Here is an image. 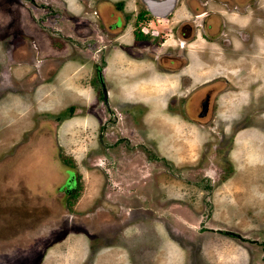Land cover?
Returning a JSON list of instances; mask_svg holds the SVG:
<instances>
[{
    "label": "rangeland",
    "instance_id": "1",
    "mask_svg": "<svg viewBox=\"0 0 264 264\" xmlns=\"http://www.w3.org/2000/svg\"><path fill=\"white\" fill-rule=\"evenodd\" d=\"M95 1L0 0V205L19 211L20 235L2 245L0 264H264L262 25L255 45H231V79L244 67L251 100L243 87L223 93L199 123L178 104L177 75L123 50L141 0H103L123 21L105 106ZM182 2L168 19L139 18L151 43L177 44L165 31L152 39L149 23L167 30Z\"/></svg>",
    "mask_w": 264,
    "mask_h": 264
},
{
    "label": "flooded vegetation",
    "instance_id": "2",
    "mask_svg": "<svg viewBox=\"0 0 264 264\" xmlns=\"http://www.w3.org/2000/svg\"><path fill=\"white\" fill-rule=\"evenodd\" d=\"M141 1L145 6L142 9H137L133 18L137 26L135 24L132 31L130 41L132 50L130 44L124 45L123 50L137 62L146 58L155 72L160 73L158 75H177L175 79L179 86L173 93L180 95L177 96L179 98L178 104L182 109L186 112L188 108L195 110L194 120L199 123L207 121L209 118L212 120L213 112L218 110L219 99L223 93L231 97L232 91H241L240 89L243 87L246 90L245 94L251 100L255 92L251 80L242 79L243 77L247 78V72H241L244 67H240L237 71L236 80L238 83L231 79V45L234 43L233 38L235 37L245 45L256 44L252 31L256 30L259 24L262 25L260 30L264 31V23H261L262 14H260L261 2L259 5L261 0H183L181 16L175 21L171 20L172 24H166L167 30L162 27H155L151 24L152 22L149 23L150 28H153L154 36L152 39L163 36L162 33L159 34L160 31L175 34L177 44L171 42L165 44L166 46L163 45L166 43L165 38L157 39L159 44L156 43V40L151 43L150 33H147L148 29L145 30L144 26H140L139 18L148 20L154 18L168 19L172 17L173 11L176 9L177 0L174 8L164 16L153 13L148 9L146 3ZM94 6V12L97 13L103 23L106 22L107 43L104 45L106 48L102 58L103 65L96 67L95 72L103 103L108 108V94L111 90H115L118 84L117 80H114V75L110 73L108 75V65L111 61L109 58L114 52L113 47L116 46V43L121 42L118 39L121 35L119 31L122 29L123 21L118 11V4L114 7H108V4H105L103 0H96ZM245 17H248L247 21L243 20ZM195 36H200L198 48H190ZM113 39L115 42H112ZM142 49H147L148 57L144 55L146 52ZM193 51L198 54L192 55ZM214 51L218 52L219 55L213 54ZM235 52L240 53L241 48ZM235 52L232 55L233 60L242 57L241 54H235ZM139 70H141V66H139ZM129 74L134 77V72ZM139 77L146 78L147 74L139 75ZM170 102L172 106L177 104L173 98ZM15 213L18 214L19 211L14 209L7 211L0 205V249H3L5 246L2 245L10 242L13 237L20 236L19 234L12 236V222L16 217ZM38 222L40 224V221L36 223ZM38 226L36 225V227ZM92 262L89 258L86 264H93Z\"/></svg>",
    "mask_w": 264,
    "mask_h": 264
},
{
    "label": "water",
    "instance_id": "3",
    "mask_svg": "<svg viewBox=\"0 0 264 264\" xmlns=\"http://www.w3.org/2000/svg\"><path fill=\"white\" fill-rule=\"evenodd\" d=\"M148 9L153 13L160 16L166 15L171 9L174 8L176 0H143Z\"/></svg>",
    "mask_w": 264,
    "mask_h": 264
},
{
    "label": "trees",
    "instance_id": "4",
    "mask_svg": "<svg viewBox=\"0 0 264 264\" xmlns=\"http://www.w3.org/2000/svg\"><path fill=\"white\" fill-rule=\"evenodd\" d=\"M74 183H75V180L72 181V184H74ZM69 192H70V191H69ZM75 193H76V192H74V194H75ZM231 234H233V232H231Z\"/></svg>",
    "mask_w": 264,
    "mask_h": 264
},
{
    "label": "crops",
    "instance_id": "5",
    "mask_svg": "<svg viewBox=\"0 0 264 264\" xmlns=\"http://www.w3.org/2000/svg\"><path fill=\"white\" fill-rule=\"evenodd\" d=\"M179 249L181 250V247H179ZM176 251H177V252H179V250H178V249H177Z\"/></svg>",
    "mask_w": 264,
    "mask_h": 264
}]
</instances>
